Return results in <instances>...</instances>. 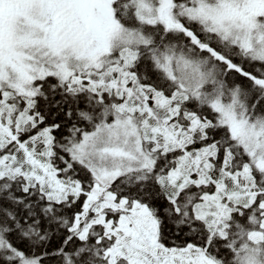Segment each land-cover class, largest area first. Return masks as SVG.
<instances>
[{
  "label": "snow or ice",
  "instance_id": "snow-or-ice-1",
  "mask_svg": "<svg viewBox=\"0 0 264 264\" xmlns=\"http://www.w3.org/2000/svg\"><path fill=\"white\" fill-rule=\"evenodd\" d=\"M0 264H264V0H0Z\"/></svg>",
  "mask_w": 264,
  "mask_h": 264
}]
</instances>
